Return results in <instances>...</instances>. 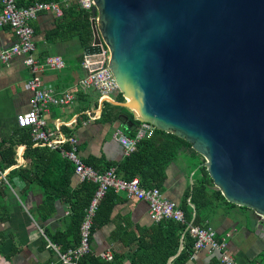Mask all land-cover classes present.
<instances>
[{
	"label": "water",
	"instance_id": "1",
	"mask_svg": "<svg viewBox=\"0 0 264 264\" xmlns=\"http://www.w3.org/2000/svg\"><path fill=\"white\" fill-rule=\"evenodd\" d=\"M90 11L89 67L102 42L134 118L189 142L225 200L264 217V0H94Z\"/></svg>",
	"mask_w": 264,
	"mask_h": 264
},
{
	"label": "crops",
	"instance_id": "2",
	"mask_svg": "<svg viewBox=\"0 0 264 264\" xmlns=\"http://www.w3.org/2000/svg\"><path fill=\"white\" fill-rule=\"evenodd\" d=\"M32 1L35 0H19L18 4L26 5ZM73 3L62 7L60 16L43 11L30 21L34 30L35 58L42 61L46 56L60 55L65 62L61 69H45L40 73L43 85L52 89L56 96L65 93H72L74 96L67 104L50 105L49 112L43 117L48 128H58L64 135L77 138L79 155L83 161L93 163L99 171L115 167L121 175L123 173L119 165L127 155H124L123 147L114 137V133L120 131L132 137L137 123L133 121L134 116L130 118L125 113L119 114L116 120H101L104 102L126 107L123 105L124 100H118V92H114L113 96H100L96 89L80 85L79 81L86 73L81 65L85 56L84 46L74 35L73 17L64 16ZM15 41L16 36L12 28L4 26L0 29V51ZM31 74L29 67L23 63L22 56L13 57L8 63L0 61V148L3 150L13 145L15 159L13 163L7 164L5 169L0 170V191L4 200L0 204V214L6 212L5 219L0 220V232L3 234L0 238V264L60 262L54 249L48 246V241L54 242L44 232L45 226L53 232L61 233L67 228L65 219L69 215V205L64 201L65 197L61 192L54 190L55 185L67 178L68 187L64 186L62 190L72 192L78 190L82 184L75 173L68 177L62 159L64 157L58 150L59 156L54 152L56 149L46 145L32 143L27 147L20 141L23 132L16 126L15 116L30 108L32 93L27 87V80ZM202 159L201 156H193L188 149H182L166 168L163 187L159 188L163 196L174 201L179 207L190 185L200 177L195 166ZM10 171L18 172L10 174ZM106 194L109 198L105 202L112 207L108 219L95 227L91 233L90 253L109 261L114 252L127 253L131 249L128 245H134L128 244V241H135L157 221L150 218L145 201L129 196L124 191L109 189ZM49 195L56 198L54 211L47 222H41L36 210L41 201ZM211 201L209 207L201 209L198 221L194 223L196 211L188 198V222L209 226L216 231L218 237L230 233L226 238L227 251L234 258L235 264H264L262 220L252 209L226 204L220 198H212ZM57 247L64 251L59 245ZM183 248L181 240L176 255ZM189 252L182 264H223L219 260L218 252H209L207 249L194 250L193 247ZM101 253H109L112 257L103 258ZM174 256L169 258L173 259ZM122 264H129L128 258L125 257Z\"/></svg>",
	"mask_w": 264,
	"mask_h": 264
},
{
	"label": "built area",
	"instance_id": "3",
	"mask_svg": "<svg viewBox=\"0 0 264 264\" xmlns=\"http://www.w3.org/2000/svg\"><path fill=\"white\" fill-rule=\"evenodd\" d=\"M18 1L0 0V29L9 26L16 36L15 42L0 51V61L8 63L13 57L22 56L23 63L29 67L32 73L27 80V87L32 93L30 108L16 114V126L29 128L33 143L58 150L64 158L73 164L74 173L81 182L88 181L96 185L79 227L78 244L61 251L56 244L48 241V246L54 249L58 260L62 264H81L80 259L91 252L90 237L93 219L101 199L109 189H112L116 192L124 191L129 196L145 201L148 204V214L154 221L172 219L185 224L184 232H187L193 239L192 247L194 250L207 249L209 252H218L221 263L235 264L234 258L227 251L226 238L230 233L218 237L213 228L188 222L183 211L174 201L165 198L157 187L142 186L138 177L124 179L115 167L102 171L96 170L80 157L75 136H66L58 128L47 127V121L43 115L49 112L50 105L67 104L72 101L74 96L72 93L56 96L52 89L43 85L40 73L45 69H61L65 66V62L60 55H49L42 61L35 58L34 30L30 21L43 11H49L60 16L62 7H67L70 2H77L81 8L91 10L94 6V0H35L27 5H20ZM101 48L102 59L98 61V67L91 69L89 65L92 61L87 60L86 55L83 57L81 65L86 73L79 83L85 88L96 89L100 96H108L110 93L119 91L108 66V51L102 42ZM154 131L155 127L152 123L140 121L136 124L135 133L132 137L120 131H116L114 137L122 145L124 155H129L135 150L139 140L150 138ZM260 219L264 221L263 215H260ZM40 231L43 234L41 228ZM100 256L106 259L112 257L109 253H101Z\"/></svg>",
	"mask_w": 264,
	"mask_h": 264
},
{
	"label": "trees",
	"instance_id": "4",
	"mask_svg": "<svg viewBox=\"0 0 264 264\" xmlns=\"http://www.w3.org/2000/svg\"><path fill=\"white\" fill-rule=\"evenodd\" d=\"M29 2L28 4H30ZM27 5V4H26ZM71 15L73 17L74 35L77 37L82 46H86L92 39L91 30V11L83 9L78 3H73L70 8L66 10L64 16ZM118 100L123 101L122 94L118 92ZM121 113L127 114L133 118V113L126 107L112 105L109 102H104L101 120H116ZM134 123L139 121L133 119ZM23 132V138L20 140L24 142L27 147L32 145V140L29 135V128H20ZM14 146H7L3 150L0 148V170L5 169L6 165L13 163ZM182 149H188L193 156H200L192 148L189 142L176 136L173 133L165 132L155 129L154 134L150 138L141 139L137 142L136 148L120 163L119 169L123 174L124 179H130L137 176L142 186L145 187H163V182L166 177L167 166L174 161ZM36 150V149H34ZM56 155H60L57 150L54 151ZM8 155V156H7ZM67 168L68 177L74 173V166L70 161L62 158ZM85 161V160H84ZM86 164L95 165L89 161ZM203 159L196 163L198 175L200 177L190 185V188L182 198L179 207L183 210L184 217L187 221L190 219V212L187 208L186 200L189 198V203L193 204L195 214L193 222L197 223L201 209L209 207L212 203V198H220L226 204L236 206L228 202L221 195L220 191L213 188L212 180L207 174L205 166L202 164ZM18 171H10L13 174ZM119 173V170H118ZM69 179H64L57 186L55 184V191H60L63 195L64 201L69 205V215L67 216V228L61 233L51 231L49 227H44V232L49 239L60 246L62 250H66L70 246H76L79 242V227L84 216L85 208L96 188L92 182H82L78 190L72 192L63 191L64 186L68 187ZM61 188V190H60ZM53 190V189H52ZM106 194L99 203L98 209L93 219L92 232L95 227H98L109 217V212L112 205L105 201L109 198ZM3 193L0 191V204L2 203ZM55 197L49 195L41 201L37 207V217L41 222H47L54 211ZM243 207V206H241ZM246 208V207H243ZM6 212L0 214V220H4ZM186 225L172 219H162L155 222L151 229H147L135 241H128V244L134 243L130 246L127 253H113V258L109 261L103 260L93 253L84 255L80 259L81 264H122V260L126 257L129 264H167L169 257L174 256L170 264H182L190 254L188 251L192 249L193 239L184 232ZM3 234L0 232V238ZM134 239V238H132ZM183 242V249L177 255V250L180 242ZM55 264H62L56 262Z\"/></svg>",
	"mask_w": 264,
	"mask_h": 264
},
{
	"label": "rangeland",
	"instance_id": "5",
	"mask_svg": "<svg viewBox=\"0 0 264 264\" xmlns=\"http://www.w3.org/2000/svg\"><path fill=\"white\" fill-rule=\"evenodd\" d=\"M109 95L113 96V93H110Z\"/></svg>",
	"mask_w": 264,
	"mask_h": 264
}]
</instances>
